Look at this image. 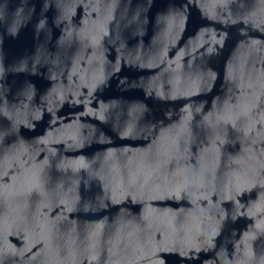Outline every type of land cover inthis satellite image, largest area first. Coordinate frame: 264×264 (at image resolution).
Returning <instances> with one entry per match:
<instances>
[{"label":"water","instance_id":"water-1","mask_svg":"<svg viewBox=\"0 0 264 264\" xmlns=\"http://www.w3.org/2000/svg\"><path fill=\"white\" fill-rule=\"evenodd\" d=\"M0 264H264V0H0Z\"/></svg>","mask_w":264,"mask_h":264}]
</instances>
